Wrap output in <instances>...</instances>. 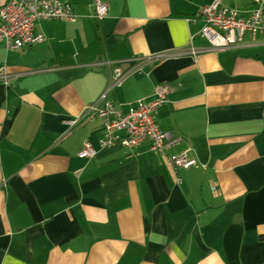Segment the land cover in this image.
Returning <instances> with one entry per match:
<instances>
[{
    "label": "crops",
    "instance_id": "0c3cea01",
    "mask_svg": "<svg viewBox=\"0 0 264 264\" xmlns=\"http://www.w3.org/2000/svg\"><path fill=\"white\" fill-rule=\"evenodd\" d=\"M66 1L76 21L0 44V264H264V29L215 50L200 33L213 0H101L103 19L96 0ZM162 84L156 119L182 138L167 154L198 165L124 131L101 145L102 93L127 111Z\"/></svg>",
    "mask_w": 264,
    "mask_h": 264
},
{
    "label": "built area",
    "instance_id": "2783aa9c",
    "mask_svg": "<svg viewBox=\"0 0 264 264\" xmlns=\"http://www.w3.org/2000/svg\"><path fill=\"white\" fill-rule=\"evenodd\" d=\"M107 14L108 5L96 0L94 16L103 19ZM201 14L204 22L201 36L215 50L241 44L247 35H255L264 29V0H251V5L243 10L225 5L224 0H213L202 6ZM77 17L73 5L66 0H6L0 6V44L9 50L32 47L46 39L38 29L39 24L55 19L76 21ZM192 52L196 53L195 50ZM116 77L118 81L122 77L120 70L116 71ZM0 81L10 84L8 74L3 70H0ZM169 90L167 85H159L151 97L138 99L127 111L108 98V91L103 92L100 105L92 106L103 120L101 145L113 144L117 132L124 131L123 143L126 146L149 142L151 150L166 155L174 169L198 165L197 158L189 150L172 156L167 154L182 140L161 127L156 119ZM95 154L96 149L91 143H86L79 152L82 158ZM177 181L181 182L180 176Z\"/></svg>",
    "mask_w": 264,
    "mask_h": 264
},
{
    "label": "water",
    "instance_id": "95a60500",
    "mask_svg": "<svg viewBox=\"0 0 264 264\" xmlns=\"http://www.w3.org/2000/svg\"><path fill=\"white\" fill-rule=\"evenodd\" d=\"M7 87L5 84L0 83V104H3L4 100L7 98ZM6 91V92H5Z\"/></svg>",
    "mask_w": 264,
    "mask_h": 264
},
{
    "label": "trees",
    "instance_id": "16d2710c",
    "mask_svg": "<svg viewBox=\"0 0 264 264\" xmlns=\"http://www.w3.org/2000/svg\"><path fill=\"white\" fill-rule=\"evenodd\" d=\"M12 118H8L4 123L3 134L8 133L11 126Z\"/></svg>",
    "mask_w": 264,
    "mask_h": 264
},
{
    "label": "rangeland",
    "instance_id": "374dc122",
    "mask_svg": "<svg viewBox=\"0 0 264 264\" xmlns=\"http://www.w3.org/2000/svg\"><path fill=\"white\" fill-rule=\"evenodd\" d=\"M230 7H237V6H230Z\"/></svg>",
    "mask_w": 264,
    "mask_h": 264
}]
</instances>
